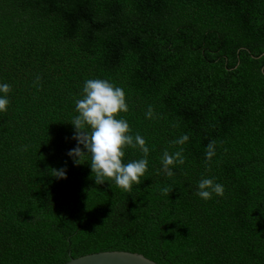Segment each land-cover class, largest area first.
Listing matches in <instances>:
<instances>
[{
  "label": "trees",
  "instance_id": "1",
  "mask_svg": "<svg viewBox=\"0 0 264 264\" xmlns=\"http://www.w3.org/2000/svg\"><path fill=\"white\" fill-rule=\"evenodd\" d=\"M94 78L124 89L119 117L150 148L130 193L97 184L90 155L67 154L75 100ZM0 82L11 85L0 113V264L106 251L264 264V0H0ZM180 148L185 163L169 177L161 158ZM125 152V162L143 157ZM61 168L66 178L51 174ZM205 177L225 194L195 195Z\"/></svg>",
  "mask_w": 264,
  "mask_h": 264
},
{
  "label": "clouds",
  "instance_id": "2",
  "mask_svg": "<svg viewBox=\"0 0 264 264\" xmlns=\"http://www.w3.org/2000/svg\"><path fill=\"white\" fill-rule=\"evenodd\" d=\"M10 91V84L0 82V113L8 111ZM75 110L77 115L71 123L75 129L73 138L76 139L77 146L69 150L68 156L74 163H79L82 157L90 155V167L97 184L105 181L111 184L114 182L117 187L130 193L134 185H140L141 178L148 171L150 148L143 136L139 133L133 136L128 121L119 117V113H126L129 110L124 89L107 79H87L82 88L81 98L75 100ZM154 115V109L149 106L145 116L151 119ZM189 139V135L184 134L174 143L183 145ZM129 147L139 148L143 157L125 162V150ZM215 154V141H211L206 146V161H211ZM184 163L183 148L174 153L165 150L161 158L162 170L169 177L175 174L177 166ZM51 174L56 178L67 176L64 168L52 169ZM164 191L167 193L169 190ZM213 194L223 196L224 185L215 178H202L197 184L195 195L209 200Z\"/></svg>",
  "mask_w": 264,
  "mask_h": 264
},
{
  "label": "water",
  "instance_id": "3",
  "mask_svg": "<svg viewBox=\"0 0 264 264\" xmlns=\"http://www.w3.org/2000/svg\"><path fill=\"white\" fill-rule=\"evenodd\" d=\"M65 264H157L143 255L123 252L106 251L98 252L75 259H70Z\"/></svg>",
  "mask_w": 264,
  "mask_h": 264
},
{
  "label": "rangeland",
  "instance_id": "4",
  "mask_svg": "<svg viewBox=\"0 0 264 264\" xmlns=\"http://www.w3.org/2000/svg\"><path fill=\"white\" fill-rule=\"evenodd\" d=\"M93 254V253H92ZM89 255V254H88Z\"/></svg>",
  "mask_w": 264,
  "mask_h": 264
}]
</instances>
